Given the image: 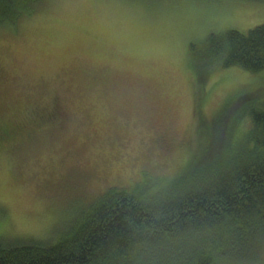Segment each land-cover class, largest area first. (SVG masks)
<instances>
[{
  "label": "rangeland",
  "instance_id": "rangeland-1",
  "mask_svg": "<svg viewBox=\"0 0 264 264\" xmlns=\"http://www.w3.org/2000/svg\"><path fill=\"white\" fill-rule=\"evenodd\" d=\"M260 23L264 0H40L0 21V241L55 243L109 187L171 180L205 139L222 150L218 129L264 69L202 82L190 43Z\"/></svg>",
  "mask_w": 264,
  "mask_h": 264
},
{
  "label": "trees",
  "instance_id": "trees-1",
  "mask_svg": "<svg viewBox=\"0 0 264 264\" xmlns=\"http://www.w3.org/2000/svg\"><path fill=\"white\" fill-rule=\"evenodd\" d=\"M39 1L0 0V21L14 23ZM190 57L202 82L215 68L263 70L264 23L209 32L190 43ZM263 90L247 91L218 129L222 150L205 139L171 180L109 187L55 243L0 241V264H251L264 251ZM222 106L202 125L213 129ZM7 135L0 128V140Z\"/></svg>",
  "mask_w": 264,
  "mask_h": 264
},
{
  "label": "flooded vegetation",
  "instance_id": "flooded-vegetation-1",
  "mask_svg": "<svg viewBox=\"0 0 264 264\" xmlns=\"http://www.w3.org/2000/svg\"><path fill=\"white\" fill-rule=\"evenodd\" d=\"M160 139H162V141L160 142L161 145H163V147H168L170 145V143L168 142L167 138L165 137H160Z\"/></svg>",
  "mask_w": 264,
  "mask_h": 264
}]
</instances>
